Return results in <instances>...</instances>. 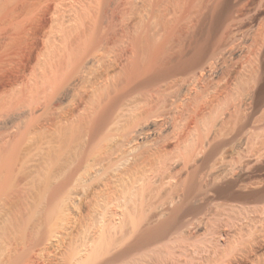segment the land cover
Returning a JSON list of instances; mask_svg holds the SVG:
<instances>
[{"label": "bare ground", "instance_id": "6f19581e", "mask_svg": "<svg viewBox=\"0 0 264 264\" xmlns=\"http://www.w3.org/2000/svg\"><path fill=\"white\" fill-rule=\"evenodd\" d=\"M39 1H41V0H29L28 4H24L21 8L15 9V8L11 7L14 0H0V56H2L4 54L9 55L11 50H12V46L15 44L17 39L22 34L21 24L20 23L15 24V21H17L21 15L28 13L30 11L31 7L32 6L34 7V5L38 4ZM230 4H231V0H222V2H218L216 4V6L212 9H210L207 13H202V14H200V16H198L199 14H196V17H199L196 20V22L191 23V22H189L190 18H186V20H188V21L185 20V22L189 23L188 27H189V30L191 29V32H192V36H191L192 38L188 37V38H191L188 41L189 43L186 42L187 43L186 46L184 45V47H186V49H187L186 51L182 49L183 46L181 47L182 50H180L179 52L176 51V50H178V49H176V48H178L176 46H179V43H178V41H175V39H173L174 37H172V36H175L177 34L176 32H175L176 34L174 33L175 35L173 34V35H170L171 37H167V39L168 38L169 39L166 40V42H165L166 44H168L170 42L172 43V39L176 42V43L173 42L171 46L167 45L168 47L163 46V44H164L163 40L161 38L157 39L158 35L155 36L154 33H153V36H152V34L149 35L150 37L152 36L150 41H147V39L149 40L150 38L148 36H146V38L148 37L146 39L147 43H145V41L142 40L143 41L142 44L143 43H144V45L146 44L145 46L144 45L141 46L140 40H139L140 41L139 44L136 41L137 44L139 45L138 46L139 50H140V48H143V49H141L142 52L141 51L140 52L143 54V51H144V54L143 55L141 54L142 56H140V54H139L138 58L139 57L141 58V57L145 56V54H146V56L148 55V59H149V57H150V59L152 58V61L149 59V65L148 66L146 65L145 68L144 67L140 68L141 65L139 66V63H141L146 56L144 58H142L143 60L141 62L139 59L136 58L137 60L134 62H137V63H135L137 65H134L135 67L134 66L132 67V68H134V69H131L132 75H131V73H128L129 70L127 71L128 74H126V75L127 76L129 75V78H126V79L128 81H130V83H134L135 86L137 84H139L140 82L144 83L145 85H147L148 83L149 84L151 83L150 84L151 86H152V83H154L156 85L154 88H152L153 89L152 91L150 90L151 96L149 95L150 93L148 94L149 97H151V99H152V102H151L152 104L150 103L151 106L154 103H157V100H159L160 98H163L162 96L164 95V92L169 93V95H170V93H173L172 90L176 89V84H174L175 86L173 85L174 87L172 86V84H173V82L177 83L178 79L182 80L180 82L184 83L185 88H186V89H184L185 90L184 93L181 95L179 94L180 96L176 97V101H173V103H171V105L169 106V110H166L167 114H164L162 112L164 115L167 116V117L164 116L165 119H168V120L170 119L169 123L171 122V126H172V127L170 126L171 127L170 133H166V132L164 133L163 132L164 134L159 135V138H158L159 140L156 138L158 141L153 143V144L151 143V146L144 147L143 149L141 148L142 149L141 151L138 150V147H136V142L138 141L137 137L147 136V133H148L146 131V129L142 128L143 127L142 124H137L138 126L136 125V127H134L136 130L134 129L135 131L133 132V128H132V130H131L132 134L128 133L131 135V137L128 139L127 143L123 144V146H120L118 143V145H119L118 149L119 150L116 149L118 147L117 146L115 148L117 151L115 149H112L113 152L116 151L115 153H113L112 151H111L112 153L111 152L108 153L109 151L107 149L105 150V148H104L103 150L108 151L107 152L108 154L107 155L105 153L103 154L104 151H102V154L97 156V154L95 155L94 152H91V151H93V149H92L93 147H91V145L87 146V147L90 146V148L92 149L90 151L89 148L88 149L86 148V143L82 142V140H81L82 138H81L80 131L78 130L77 126L75 125V122L78 123L77 122L78 120L75 121L74 118L78 119V117H79V116L78 117L75 116V112H74L75 110L67 112V113H63L59 117H57L58 118L57 119V127L59 126V131H60V134L58 136L60 137L59 141L62 143V148H63V149L61 148L62 153H61V156H59L57 163L54 161V158L51 155H50L51 157H49V155H46V153L41 154L43 156L46 155V157L42 158L43 159L42 162H39V164H36L38 166H36L34 170L32 169L33 170V172L31 171L32 173L25 175V178H23V180L25 181L23 186L26 188H24L23 186H22L23 188L20 187L19 189H16L15 187H13L12 185H14L15 180L13 181V184L10 186V187L15 188V191H13L11 188L9 189L6 187L11 192L10 196L8 195V193H7V195L12 200V202H10V203H9V201L6 200L8 203V204L7 203L6 204L8 206L10 205L9 207H11V206L12 207L10 208L11 211L10 210L8 211V212H10V215H7V214H9V213H7V214H5L7 216H0V264H3V262H4L3 258L6 256L5 254L7 253V251H9V252L12 251V252H10V253L8 252V254H10V255L8 256L9 258L6 256L7 261H5L6 262L5 264H7L8 261L12 262V264H15L17 261V260L14 261V258L16 256L12 257L13 256L12 254L14 253V251L17 249V246H18L17 244H14V240H16L15 236L18 237V235H16V234L21 232L22 229H26V228H22L23 226L21 224V221H22V218L24 216L20 215L21 211H22V206H23L22 204L24 202H27V200L33 198L36 200V202H35L36 207L32 208V210H34V209L36 211L39 210V213L42 210L43 213H45L44 211L47 209L46 210V213H47V212H49L48 211L49 207L48 206H47V208L44 207V206H46V202H47V205H48V203H50L51 207H52L53 205L51 202L54 199L55 200L57 199L56 196H58V194H61V192L64 193V190L67 188V186L72 185L73 187L74 186L76 187L77 185L81 184L80 182H84V181H87V183H89V181H91V183H90L91 185L87 184V185H89L88 187L91 186L90 188L92 189V192L89 191L92 194H90V197L88 196V198L91 200L90 201L92 204L91 206H93L94 204H97V205L99 204L100 208H102V210H99V215L101 214L102 216L100 215L97 220L94 219L95 221L93 220L94 222H92V223L90 222V223H88V225H86V223H85L86 221L83 222L82 219H80L81 220L80 221L78 218L77 222H75V224H74L75 229L73 230V232H70V233H73L72 234L73 237H70L69 243H67L68 241L65 242L67 237L64 238V236L62 235L64 239L61 238L59 243H57V244H60V250L62 248L64 251L68 250V247L73 246L72 244H73L74 239L76 240V238L77 239L83 238L82 241H80V242L78 240H76L80 244H79V246L77 245L78 247L76 245H74V248H75V246L77 248L75 250L71 251L72 254L70 253L71 255L69 256V260H68V258H65L66 261L68 260L66 264H111V263L114 264L113 262L118 263V261L122 260V258L124 259L125 256L126 257L130 256L129 253H131L133 251L134 252H136V251H139V252L142 251L143 252L145 250H147V252L146 251H145L146 253L143 252L145 254V256H143L142 258H139V257H141L139 255H137L139 257L135 258L134 255L131 254L133 256V258H131V259H133V261L130 260V262H132L133 264H178L179 260L176 256L178 253L176 254V252H178L179 250H176L175 244L178 245V243L181 244V242L189 241L190 245L189 244L188 245L190 247H192L191 243H194V245L196 246L197 242L196 241L190 242V240H192L193 238L190 239L191 237H189L191 235V231L192 230L194 231V229L195 230H197V229L198 230L199 229L205 230L204 236H203V237H205V239H204L205 242L199 243L200 247H198L199 245L197 244L198 246H196L194 248V245H193L192 248L194 250L195 249L197 250L198 248H201L199 250H203L201 247V244H202L203 248L205 246V249L203 251L209 252V250L206 248L208 246L205 243L209 244L211 238L213 241L215 240L214 238H220L222 241L225 240V242L226 241L228 243L231 242V244L234 240L236 241V239L237 240L239 239V241L241 240L242 243L244 242L243 246L241 244V241H240V244L242 247H245V250L247 248L246 246H252L251 249L248 248L249 249L248 251H250L251 255L253 253H256V251H258L261 248L264 249L263 248L264 247V181L259 182L260 179L258 182H255V180L253 181V179L250 178L252 173L250 176L247 177L249 172L246 173L247 175H245V170H247L245 168L248 167V165L246 163H245L246 165L244 164L246 166V167H244V169H245V170H243L244 172L240 169V167H242V165H243L242 163H244L243 160L245 158L251 157L252 155H254V157L256 156V158H257V157H259L257 155H262L264 153V133L261 134L262 131L260 130L262 127H264V125L262 127L260 125L263 121L260 122V124H259L260 127H259L258 131L256 129V128H258V125H257L258 123L257 124L254 123L257 125V127L255 128L256 129L255 131H252V129H251L253 127L252 125H253V122H254V119L256 118V116H257V118H259L258 113H262V118H264V111H262L264 108V21H262L259 24V26L256 27V29L254 28L255 29L254 31H251L249 29L251 32L247 31V34H244L246 22L251 21L252 15H254V17H255V13H259V12L261 13L260 10L262 8H264V0H239L238 1V9L234 13L231 12ZM33 7H32V9H33ZM262 11H264V10L262 9ZM192 17H193V15H192ZM190 20H192V19H190ZM4 27H6L5 28L6 34H4L3 30H2ZM188 27L185 29H188ZM147 32L148 31H146V33ZM177 32H178V30H177ZM189 32L190 31H188V34L191 33V32L190 33ZM220 32H221L220 39L217 40V36ZM243 37H246V38L242 39ZM143 38H145V37H143ZM170 38H171V40H170ZM184 40H187V39H184ZM241 41H242V43H240ZM2 42H4V45L1 44ZM159 42L162 43V45L158 44ZM134 49L136 50V48H134ZM174 49H175V52H174ZM230 50L234 54L237 53V60L236 61L231 60L232 62L230 61V63L225 62V61L221 62V57L225 56L224 53L226 54V51H230ZM99 51L100 50H97L96 52L98 53ZM137 51H138V49H137ZM137 51H136V53H137ZM227 53H229V52H227ZM98 54H100V53H98ZM98 54H95V55H98ZM93 55L94 54L91 55L92 57L88 56L89 58L86 57V59L81 57V60H79L80 58L78 60H76L75 58L73 60L71 59L73 61V62L71 61L73 63V64L71 63V65H73V66L75 65L76 67H79L77 69L80 70L81 67H84V66L86 67L87 64L95 62L97 60V58L100 59L99 55L97 57L95 55L94 56ZM134 55H132V57ZM165 56L167 57V61H166L165 66L163 65L164 69L162 68L163 70L161 69V70L157 71L158 69H156V68L159 67L160 64H162V61H164L162 59ZM10 57L11 56H9V58ZM101 59H102V57H101ZM130 59H133V58H130ZM234 59H236V57H234ZM133 60H135V59H133ZM138 60H139V63H138ZM145 60L148 62L147 58ZM145 60H144V62H145ZM103 62H101V63H103ZM147 62H146V64H148ZM143 65H145V64H142V66ZM75 66L73 67L74 70H72V71H75V72H81L82 71V70L78 71ZM136 67H138V68H136ZM135 68H136V70H135ZM64 69H65V67H64ZM132 70H133V72H132ZM248 70H250V75L248 74V72H249ZM75 74H78V73H74V75ZM79 74L75 76L76 78L75 77L74 78L79 79L81 77L80 76L81 74H82V78H83V73L81 72V74L80 75ZM247 76H250V77L247 78ZM61 79H63V78H61ZM75 79H74V81H75L74 83L76 84L77 80H75ZM70 80H72V79H70ZM127 80H125V81H127ZM95 82L97 83L98 81H95ZM137 82H139V83H137ZM161 83H163L164 85H162ZM149 84H148V86H149ZM130 85H132V84H130ZM139 86H140V84H139ZM116 87H117V90L113 89V88L112 89L116 90V92H114V93H117V91H118V93H117L118 95H115L113 93L112 89H111V92H109V93H111L110 95H109V93H106L108 95L106 97L111 98L110 101H106L107 98L106 99L104 98L106 95V94H104L105 92L103 93L104 95H102V96H104L103 97L104 101L102 98H100L102 96L98 97V98L102 99V102H104V104L102 102L100 103V101H101L100 100L98 102V103H100L99 106H98V103L95 105V103L97 102L96 101L97 99L96 100L93 99L96 102L94 103V105H92L91 111L94 107V109H93L94 112L90 113L91 111L89 109V111H90L89 114L94 115L93 117L91 116V119H93V120L89 119L90 116L87 117L89 119V121L90 120L92 121L91 128H90V134H86L89 137L88 143L89 142L93 143V140H94L95 134L97 133V130H99V128H102L103 125H105V123L108 122L109 113L111 110H113L112 106L118 100L121 101V99H118L120 97V95L122 94L125 97L126 95H124L123 93H125V94L128 93L127 90H126L127 93L124 92L123 88H122V90L118 89V88H120V86H116ZM127 87L128 86H126L125 88H127ZM131 87H133V86H131ZM172 87H173V89H172ZM108 88L110 91V87H108ZM144 88H146V87H144ZM128 89L130 90L133 88L129 87ZM141 89H143V88H140L138 90L140 91ZM120 90H121V94L119 93ZM91 91H93V90H91ZM145 92H146V90H145ZM94 94H96V93H94ZM99 95H101V93ZM148 95H146V96H148ZM175 95H177V91H176ZM128 97H130V96L128 95ZM168 97H167V99H168ZM89 98H90V96H89ZM128 99H130V98H128ZM107 100H109V99H107ZM149 101H151V100H149ZM149 101L147 98L146 105H149V104H147V102H149ZM24 102H25V100H22V102H20V105L25 104ZM105 102H108V103H105ZM134 104H137V103H134ZM144 104H145V102H144ZM14 106H17V104L11 103L8 106V108L10 109ZM95 106H98L99 108H97ZM135 106L136 105H134V107ZM142 106H145V105H142ZM153 106H156V105L154 104ZM153 106H152V108H154ZM161 106H160V108H161ZM157 108L159 109V107H157ZM114 109H116V108H114ZM138 109H141L140 106ZM136 110L134 109L135 112H136ZM152 110L148 109V111H150L149 113H151ZM140 111H139V113H140ZM158 111L159 110H157V114H158ZM122 112H123V110H122ZM141 112H143V111H141ZM146 112H143L142 114L145 115ZM123 113H124V115L126 114L125 112H123ZM139 113L137 112V114H139ZM77 114L78 113H76V115ZM84 114H85V112H84ZM89 114H87V115H89ZM127 114L125 116H127ZM130 114H132V112ZM133 114H135V115H133ZM133 114H132L133 116L137 115L134 112H133ZM87 115H85V117ZM132 115H128V116H130L129 121L133 120V118L131 117ZM147 115H151V114H147ZM147 115H145V117H147ZM81 116H83V115L81 114ZM81 116L79 117L80 122L78 123V125L82 121ZM121 116H123V115H121ZM125 116H123V117H125ZM116 117L118 118V116H115V118L112 119V120H114V123H115V124L114 123L113 124L119 125L120 123H117L118 120L120 122V120L123 121L124 118L120 117L121 119H117V121L115 122ZM136 117L139 118V116H136ZM145 117H144V119H145ZM152 117H154V116H152ZM159 117H161V116H159ZM107 118H108V120H107ZM125 118H127V117H125ZM130 118H131V120H130ZM141 119L144 120L143 116L140 117V120ZM148 119L150 120L151 117H147L145 119L147 122L145 121L146 123H144V125L148 123V121H149ZM151 120H153V119H151ZM258 120L260 121L262 119H258ZM86 121H87V119H86ZM124 121L129 122L126 119H124ZM134 121H133V123H134ZM255 121H257V120H255ZM259 121H257V122H259ZM137 122H139V121H137ZM122 123H124V122H122ZM166 125H170V124L166 123ZM166 125L164 123V126H166ZM125 127H127V125H125ZM138 127H141L142 129H140ZM127 128H129V127H127ZM130 128H131V126H130ZM123 131H125V130H123ZM160 131H162V130H160ZM113 132H111V133H113ZM259 132H261V133H259ZM108 133L110 134V132H107V134ZM120 134H122V133H120ZM110 135H112V134H110ZM106 136L108 137V135H106ZM106 136H103V137H106ZM155 137H157V136H155ZM141 138H143V137H141ZM105 139H107V138H105ZM124 139H123V141H124ZM102 143H103V141H102ZM138 143H139V141H138ZM15 144H13V145H15ZM54 144H55V142H54ZM98 144L99 143H97V145ZM171 144H174L175 149H178V151H180L179 153L181 156H179V158H182L180 160L183 163V164L181 163L183 167H182V170L180 169L182 172L177 176V180H176L177 183L175 182L176 184H174V182H172V180H170L172 182V184H174V185H172L174 187H173V189H171V192H168L166 194V196L164 198H165V200H167L168 203H170L169 205H171V208H170L169 212L166 211V213L168 212L167 216H162L164 207H162L161 205H157V204H159V203L162 204L161 202L165 203L164 202L165 200L161 201L163 199L161 197L162 198L160 200L161 202H159V201L156 202L157 201L156 199L159 198L158 197L159 194H160L159 196H162L161 195V193H162L161 188L164 187L163 188L164 190L166 188L165 182L163 183V181L166 180L167 176H166V178H163V177L159 176L158 174L163 172V174L165 175L168 172V171H166L168 169V166H169L168 164L170 163V160L168 159V156L170 155L168 152V149H169ZM114 146H116V145H114ZM9 147L12 148V145L11 146L7 145L5 148L8 149ZM60 147H61V145H60ZM120 147H121V149H120ZM229 147H233V150H234L233 155H235V156H232L231 154H229V157H230V155L232 156L231 159H229L227 156L228 151L226 149H228ZM5 148H3V150ZM11 148L8 149L9 150L8 152L11 151ZM51 149H53V148H51ZM51 149L49 150L50 153H51ZM3 150L1 149V151H3ZM231 150H232V148H231ZM4 151H6V150H4ZM6 152H4V153L6 154ZM1 153H0V155H1ZM28 153H29V151H28ZM52 154H53V152H52ZM2 156L3 155H1L0 159H2ZM6 156L7 155H5L3 157L4 160H7V158H9ZM234 157H236V159ZM26 158L24 161L26 162V164H29V163H27L29 160H27ZM56 158H58V157H56ZM177 158H178V156H177ZM251 159H254V158H251ZM251 159H250V162H251ZM258 159H261V158L259 157ZM4 160H2L3 163L5 162ZM8 160H10V159H8ZM248 160H249V158H248ZM248 160H247V162H248ZM173 161H175V160H173ZM173 161L171 160V162H173ZM258 161H260V160H258ZM8 162L9 161H6V165L10 164V162L9 163ZM250 162H249V164H250ZM3 163H1V166ZM175 163H177V160ZM261 163H262V161H261ZM26 164H24V165H26ZM239 164H242V165L240 166ZM24 165L22 164V167ZM171 165L174 166L173 164H171ZM177 165H178V163H177ZM238 165L240 166L239 168H238ZM251 166H252V164H251ZM1 169L5 170L4 166H2ZM169 169H170V167H169ZM12 170H13V168L11 169V172H12ZM5 171H7V170H5ZM11 172H8V173H11ZM175 173H176V171H175ZM14 174H16V173H14ZM3 175H4L3 176V178H4L6 174L4 173ZM164 175H162V176H164ZM18 176L17 177L15 176L14 178H18ZM252 176H254V175H252ZM1 177H2V174H1ZM11 177H13V175H11ZM158 177L162 178L160 180L162 182H160L158 180ZM173 177H175V175L172 176V179H174ZM5 179H6V181L8 180L7 177ZM3 180L1 178L0 181H3ZM262 180H264V179L262 178ZM7 182H5V183H7ZM20 182L22 183V180ZM20 182H18V183L20 184ZM10 183H11V181H10ZM0 184H1V182H0ZM83 185H84V183L82 184L81 187H83ZM8 187H9V185H8ZM88 187L85 186V188H87V189H88ZM1 188H2V186H1ZM70 188L71 187H69V190H70ZM90 188H89V190H90ZM77 189H79V188H77ZM77 189H74V190H77ZM87 189H86V191H87ZM11 190L14 192V196H13ZM37 190H38V192H36ZM69 190H67V191H69ZM71 192H72V189H71ZM71 192H69V193H71ZM0 193H1V191H0ZM4 193H6V192H4ZM4 193H2V194L4 195ZM83 193H85V192H83ZM74 194H75V192H74ZM8 196H7V198H8V200H10V198ZM71 196H73V195H71ZM0 197H1V195H0ZM61 198H62V196H61ZM88 198L86 197V199H88ZM0 199H2V198H0ZM63 200H64V198H63ZM17 201H19L18 202L19 204L16 203ZM63 202H62V204H63ZM0 203H1V201H0ZM88 203H89V200H88ZM89 204H88V207H89ZM112 204H114L116 206L115 207L116 210H114V208H112L113 206L110 207ZM63 206H65V205H63ZM158 206H160L161 208H159ZM166 206L167 205H165V208H166ZM7 207H3V208H7ZM167 207H169V206H167ZM79 208H81V207L79 206ZM95 208H96V205H95L94 209ZM166 209H169V208H166ZM94 211H96V210H94ZM46 213H45L44 218H49L50 215L49 216H46V215L50 214L52 212L47 213V214ZM110 213H111V216H107ZM164 213H163V215H165ZM42 215H44V214H42ZM190 215H192V216H190ZM196 215H198V216H196ZM92 217H93V215H92ZM26 218H28V217H26ZM30 218H32V217L30 216ZM30 218H28V219H30ZM34 218H32V219H34ZM42 218L43 217H41L40 219H42ZM23 220H25V219H23ZM35 220H33V221H35ZM49 220H50V218H49ZM49 220L47 219V221H49ZM74 220H76V219H74ZM25 221L27 222V220H25ZM38 221H43V220H38ZM44 221H46V219ZM65 221H63V222H65ZM32 222L30 221V225L32 224ZM33 223H35V222H33ZM25 224H27V223H25ZM23 225H24V223H23ZM41 226H42V222H39L34 227V229L32 228L34 231L33 233L31 230L32 238L36 237V240L38 238L39 240H37V241H40V238H41L40 237L41 233L39 231V230H43V229H41ZM46 227H48V226H46ZM28 229L29 228H27L26 230H28ZM68 231H70V230H68ZM193 231H192V233L194 234ZM197 231L195 233H197ZM23 232L21 233V235L23 234ZM28 232H29V230H28ZM70 233H67V234H70ZM198 233H199V231H198ZM200 234H202V233H200ZM19 235H20V233H19ZM192 236L196 237L197 235L196 236L192 235ZM198 236H197V238H198ZM247 236L250 237V240H252V242H250L249 240L245 241L248 238ZM23 237H24V235H23ZM32 238H31V240H32ZM202 238H200L201 240L200 239L197 240L196 238H194V239H196L197 241L200 242V241H203ZM21 239L22 238H20L19 240H21ZM220 239H218L219 244L221 243ZM242 239H244V240H242ZM43 240L41 239V241H43ZM206 241H209V242H206ZM19 242L20 241H18V244H19ZM22 242H24V241H22ZM22 242H20L21 246H22ZM166 242H168V243L171 242L172 244L175 243L173 245L175 247L168 249L169 250V251H167L168 255L165 254V255H167V257H165L163 259L162 257L165 256L163 254V256L161 257L162 259H160V258H158V256L161 254H159L158 252L160 251V253H161L162 251H161V247H159V246H162L161 244H164V243L166 244ZM176 242H178V243H176ZM247 242H250L252 244L250 245V243H248V245H247ZM25 243H27V242H25ZM78 243H75V244H78ZM168 243L165 246L166 249L168 247H171V244L168 245ZM213 243H215V242H213ZM34 244H35V242H34ZM210 244H209V246H210ZM240 244H239V246H240ZM25 245H27V244H25ZM179 245H178V247H179ZM183 245L184 244L182 243L180 245L179 249L182 251V252L181 251L180 252L182 254H184L185 256L182 254L178 255V257L181 256L180 257L181 258L180 264L183 263V261H182L183 257L182 256L186 257L188 260L191 258L193 259V257L188 258L189 256H191L189 254H187L189 256H186V253H188L187 248H190V247L188 246L186 248V243H185V246H183ZM215 245H211V246L214 247ZM217 246L218 245H216V247H215L216 249H217ZM222 246H224V244ZM226 246H228V245H226ZM234 246L235 245L233 244V246H231V247L233 248ZM236 246H238V243H236ZM165 247H162V249H165ZM22 248H23V246H22ZM56 248L58 249L59 246L56 245ZM225 248H227V247H225ZM206 249H207V251H206ZM70 250H72V248ZM70 250H68V251H70ZM217 250L214 251L216 253V254H214V255H216V257L214 256L215 257L214 261H216V259H218L216 262L219 261V259H220L219 257L222 255V254H219L217 252ZM220 250H221V248H220ZM236 250L237 249L234 247L233 250L230 251V253L232 251L235 252ZM242 250H244V249H241V252H242L241 254H244ZM192 251H189V253L191 252L190 254H193ZM222 251L223 250H221V252ZM224 251H226V253H227V250H224ZM224 251L222 253H225ZM239 251H240V249L237 252H239ZM248 251H247V253H248ZM194 252H196V251H194ZM228 252H229V250H228ZM234 252L230 254V255H232V257L234 256L233 258L236 257L235 255L237 253V252H235V253ZM258 252H259V254L261 253L260 250ZM60 253H62V251ZM245 253H246V251H245ZM15 254H17V253H15ZM67 254L69 255V253H67ZM135 254H139V253L136 252ZM195 254L196 253H194V256L197 255V254L196 255ZM198 254L200 256L199 252H198ZM202 254H201V257H202ZM208 254H207V256H209V259H210L211 252ZM228 254H226V255H228ZM61 255L63 256V254H61ZM223 255H225V254H223ZM223 255L220 259L221 261H219L218 264H221L224 261V260L222 261ZM230 255L228 256V258L225 256L228 261L231 260V258H229ZM247 255H249V254H247ZM205 256L203 254V258ZM212 256L213 255H211V257ZM6 257L4 260H6ZM64 257H66V256H64ZM196 257H198V255ZM196 257H194V259ZM225 257L223 259H225ZM252 257H253V255H252ZM260 257L263 258L262 255ZM134 258H135V262H134ZM137 258H139V259H137ZM186 258H185V263H186V261H188V260H186ZM236 258H237L236 260H240V258L239 259H238V257H236ZM248 258H249V256H248ZM262 258H260V260H264ZM125 259H127V258H125ZM116 260H118V261H116ZM232 260H234V259H232ZM232 260L230 261L231 263L234 262ZM247 260L250 261V258ZM260 260H259V262L262 263V261H260ZM123 261H125V260H123ZM126 261L129 262V260H126ZM181 261H182V263H181ZM191 261L193 262L194 260H191ZM197 261H198V259H197ZM197 261L195 262V264L197 263ZM205 261H207V259ZM214 261H212L211 263L213 264ZM244 261H246V260H244ZM10 262H9V264H11ZM189 262L190 261H188V263ZM225 262H226V260L224 261V263ZM241 262H243V261H241ZM121 263H122V261H121ZM211 263L209 262L208 264H211ZM224 263H222V264H224ZM246 263H247V261H246ZM251 263L254 264V262H251ZM257 263L258 262H256V264ZM199 264H201V263H199ZM204 264H206V263H204ZM215 264H217V263H215ZM232 264H235V263H232ZM238 264H240V263H238ZM263 264H264V262H263Z\"/></svg>", "mask_w": 264, "mask_h": 264}, {"label": "rangeland", "instance_id": "374dc122", "mask_svg": "<svg viewBox=\"0 0 264 264\" xmlns=\"http://www.w3.org/2000/svg\"><path fill=\"white\" fill-rule=\"evenodd\" d=\"M28 1L29 0H14L13 4L11 5V7L15 8V9L21 8L24 4H28ZM238 1L239 0H231L230 7H231V12L232 13H234L238 9ZM218 2H222V0H41V1H39L38 4L34 5V7L32 6L33 9L31 7V9H30V11L28 13H25L24 15H21L18 18V20L15 21V24H17V23L21 24V29H22L21 36L17 39L15 44L12 46V50H11L9 55L4 54V55L0 56V148L3 150V148H5L7 145H9V146L12 145V148L9 147V148H11L10 152H8L9 148L8 149H6V148L4 149L7 152L4 151V150L1 151V149H0V153L2 152L1 155H3L2 159H0L1 160L0 161V166H1V163H3L2 160H4L3 157L5 155H7L6 157H9V158H7V160H4L5 164L4 163H3L4 165L2 164V166H4V169L7 170V171L2 170L1 169L2 166L0 167V171L2 170L0 172V180H1V178H2V180L4 179L3 181H0L1 182V184H0V191H1L0 195H1V197L0 198H2V199H0V201H1V203H0V210H1L0 211V216L10 215V212H8V211L10 210V208L12 206L9 207L10 205L9 206L7 205L8 204L7 201H9V203L12 202L11 198L9 197L10 194H11L9 189L11 188L13 191H15V188L19 189L20 187H22L24 185V183H25V181L23 180V178H25V175H28V174L32 173L33 170L35 169V167L38 166L36 164H39V162H42V160H43L42 158L46 157V155H49V157L52 156L54 158V161L57 163V160L59 159V156H61L62 149H63L62 148V143L59 141L60 137L58 136L60 134V131H59V126L57 127V119H58L57 117H59L63 113H67V112L75 110L74 111L75 112V116H77V117L79 116L80 117L81 114L84 116V117L81 116V120L82 121H81V123L79 125H78V123L80 122L79 121L80 118L79 117H78V119L74 118L75 121L78 120L77 121L78 123L75 122V125L77 126L78 130L80 131L82 142L86 143V148L87 149L89 148L90 151L93 149V151H91V152H94L95 155L97 154V156L102 154V151H104L103 154L105 153L107 155L111 151L113 152L112 149H115L117 146L118 147L116 149L119 148V145L123 146V144H126L128 139L131 137L130 134H132L131 133L132 128H133V132H134L136 130L134 127H136L137 124H142V126H143L142 128L146 129V131L148 132L147 136H141L143 138L137 137V140L139 141V143L136 140L137 141L136 142V147H138V150H140V151L144 147L151 146V143L153 144V143L157 142L159 140L158 139L159 135L164 134L165 132L166 133H170L171 127H172L171 126V122L169 123L170 119L168 120V119L164 118V116L167 117L164 114H167L166 110H169V106L171 105V103H173V101H176V97L180 96L181 94L184 93V91H185L184 89H186V88H185L184 83L180 82L182 80L178 79L177 81L179 83L178 82L177 83L173 82L172 86L174 84H176V89H174L175 91L172 90L173 87L175 86L174 85L172 87V89H171L173 93H170V95H169V93L164 92V95L162 96L163 98H160L161 100L159 99L161 102L159 100H157V103H154L156 106H153L154 105L153 104L152 106L154 108H152V106H151L152 99H151V97H149V95L151 96V91L153 90L152 88H154L156 85L154 83H152V86H153L152 87L150 85L151 83L150 84L148 83L149 84V86H148V84L145 85L142 82H140V83L137 82V83L140 84V86H139V84H137L139 87L137 85H136L137 86L136 87L134 85V83H130V81H128L126 79V78H129V75L127 76L126 74L131 73V69H134L132 67L134 65H137V64H135L137 62H134V61L139 59L140 62H141L143 60L142 58H144L146 56V54H145V56H143L141 58L140 57L138 58L139 54H140V56H142L144 54V51H143V54L141 53L142 52L141 49H143V48H140V50H139V48H138L139 45L138 44H139L140 41H141L140 42L141 46L144 45V43L142 44L143 41H145V43H147L146 39L148 37L150 39L149 40L147 39V41H150L151 37L153 36V33H154L155 36L158 35L157 39L161 38L163 40V42H164L163 46H167V45L171 46L173 42L176 43L175 41H178L179 46H176V47H178V48H176V49H178L176 51L179 52L182 49L186 51L187 49H186V47H184V45L186 46V44L189 43L188 41L192 38L191 37L192 36L191 29L189 30V27H188L189 23L185 22L186 18L192 19V20L189 19V22H191V23L192 22H196V20L199 18V17H196V14H199L198 16H200V14H202V13H207L210 9L214 8ZM262 9L264 10V8H262ZM262 9L260 10L261 13L259 12L260 14L254 12L255 13V17H254V15H252V20L246 22L244 34H247V31H250V30L254 31L256 29V27H258L259 24L262 21H264V11H262ZM192 15H193V17H192ZM186 21H188V20H186ZM187 27H188V29H185ZM5 28L6 27H4L2 29L4 34H6V31H5L6 29ZM177 30H178V32L180 34L177 32ZM187 30L190 31L191 33L189 32L190 34H188ZM146 31H148V32L146 33ZM221 32L218 34L217 40L220 39ZM151 34H152V36L150 37L149 35H151ZM173 34L175 36H172V37H174L173 39H175V41L172 39V43L171 42L168 43L169 42L168 41L167 42L168 44H166L165 43L166 40L169 39V38L167 39V37H171L170 35H173ZM142 36L145 37V38H143ZM146 36H148V37L146 38ZM188 37H191V38H188ZM244 38H246V37H243L242 39H244ZM184 39H187V40H184ZM170 40H171V38H170ZM136 41L138 42V44H137ZM242 41L240 43H242ZM160 42L158 44L162 45V43H160ZM1 44L4 45V42H2ZM133 47L136 48V50ZM181 47H182V49H181ZM137 49H138L139 52L137 51ZM97 50H100L98 52L100 54H98L96 52ZM136 51H137V53H136ZM230 51H226V54L224 53L225 56L221 57V62L225 61V62L230 63L231 60L232 61L233 60H235V61L237 60V53L234 51L236 53V54H234L231 51L233 53L232 54ZM174 52H175V49H174ZM227 52H229V53H227ZM92 54H94V55L98 54L100 59L97 58V60L95 62L87 64L86 67L85 66L81 67L80 70H82L81 72L83 73V78H82L81 72L72 71V70H74L73 67L75 66V65L74 66L71 65V63L73 62L72 60L74 58L76 60H78L79 58H80L79 60H81V57L86 59V57L89 58L88 56H91ZM98 55H95V56L97 57ZM132 55H134V56L132 57ZM9 56H11V57L9 58ZM101 57H102L103 60L101 59ZM234 57H236V59H234ZM130 58H133L135 60L130 59ZM146 58H147L148 62L145 60ZM149 59H150V57H149ZM149 59H148V55H147L144 58L145 62H144V60L141 62L142 64H145L143 66H142L141 63H139V60H138L139 66L141 65L140 68H142V67L145 68L146 65L148 66L149 65ZM150 60L152 61V58ZM162 60H164V61H162V64H160L162 67L159 65V67L156 68V69H158L157 71L161 70L165 66L166 61H167V57L165 56ZM101 62H103V63H101ZM146 62L148 64H146ZM64 67H65V69H64ZM77 68H79V67H76V69ZM136 68H138V67H136ZM136 68H135V70H136ZM80 70H78V71H80ZM128 70H129V72L127 73ZM248 71H249L248 74L250 75V70H248ZM132 72H133V70H132ZM74 73H78V74L80 73L81 75L80 74L79 75L81 77L79 79H75L76 78L75 76L78 75V74L74 75ZM131 75H132V73H131ZM249 77L250 76H247V78H249ZM61 78H63L64 80L61 79ZM70 79H72V80H70ZM74 79L77 80L76 84L74 83L75 82ZM125 80H127V81H125ZM95 81H98V82L96 83ZM128 82L130 84H132V85H130ZM161 84L164 85L163 83H161ZM116 86H120V88H118V89H121V90L123 88L124 92H126V90H127L128 93L127 92H126L127 94L123 93L124 95H126L124 97L121 94V90L119 91V93L121 95L119 94L120 97L118 99H121V101L118 100L119 102L117 101L116 102L117 104L115 103L116 105L114 104L112 106L113 110H111L112 112L110 111V113H109V117H108L109 120L107 118L108 122H106L105 125H103V127H102L103 129L99 128V130H97V133L95 134L93 143L92 142L88 143L89 137L86 134H90V128H91V123H92L91 120H93V119H91V116L92 117L94 116V115L89 114V112L91 111V107H92V105H94V103L96 101L97 102L95 103V105L100 100H101L100 101V103H101L102 99L104 101V98L106 99L107 98L106 96H108L106 93L111 92L112 88L117 90ZM126 86H128V87L125 88ZM131 86H133V87H131ZM108 87H110V91H109ZM129 87L133 88V89L129 90L128 89ZM144 87H146V88H144ZM140 88H143V89H141L139 91L138 89H140ZM113 89H112L113 93L116 92V90H113ZM91 90H93L94 92L91 91ZM145 90H146V92H145ZM176 91H177V95H175ZM94 93H96V94H94ZM100 93H101V95H99ZM103 93L106 94L105 97L102 96V95H104ZM117 93H118V91H117ZM117 93H114V94L118 95ZM110 94L111 93H109V95ZM128 95L130 97H128ZM146 95H148V96H146ZM89 96H90V98H89ZM99 96H102V97H100L102 99L98 98ZM146 97L148 98V101L151 100V101L147 102V104H149V105H146V101H147ZM167 97H168V99H167ZM128 98H130V99H128ZM93 99H95V100L97 99V100L95 101ZM107 99H109V100H107ZM107 99H106V101H110L111 98H107ZM22 100H25V102H24L25 104H23V105L21 104L20 105V102H22ZM144 102H145V104H144ZM11 103H13V104L15 103V104H17V106H14V107L9 109L8 106ZM100 103H98V106H99ZM102 103L104 104V102H102ZM105 103H108V102H105ZM134 103H137V104H134ZM134 105H136V106L134 107ZM142 105H145V106H142ZM98 106H95V107L99 108ZM139 106H140V108L142 110L138 109ZM160 106H161V108H160ZM113 107L116 108V109H114ZM157 107H159V109ZM147 108L149 110L153 109L152 112L149 113L150 111H148ZM89 109H90V111H89ZM93 109H94V107H93ZM93 109H92V111L90 113L94 112ZM134 109L135 110L137 109L136 112L134 111ZM122 110L126 114L128 113L127 116H125L126 114L124 115ZM140 110L143 111V112L147 111L145 113V115L151 114L152 116H154V117H152L151 115H147V117H151V119H153V120H151V119L149 120L148 119L150 122L148 121V123L144 125V123L147 122L145 120L147 117H145V115L142 114L143 112H141ZM157 110H159L158 114H157ZM139 111H140V113L142 115L139 113ZM262 111H264V108H263ZM84 112H85V114H84ZM131 112H132V114H133V112L136 113V114L138 112L139 114H137L136 116H139V118L136 117V116H133L135 114H133V115L130 114ZM76 113H78L79 115L78 114L76 115ZM87 114H89V115H87ZM120 114L125 116V117H127V118L121 116ZM85 115H87V116L85 117ZM128 115H132L131 117L133 118V120H131V118H130L131 121H129V117L130 116H128ZM89 116H90L89 119H91L90 120L91 122L87 118ZM115 116H118V118L116 117L115 122L117 121V119H121L120 117H123L124 119L128 120L129 122L126 121L127 122L126 123L124 121V119H123V121L120 120V122L118 120L117 123H120L119 125H117V124L114 125L115 123H114V120H112V119H114ZM142 116H143V119L145 117L144 120H142V119L140 120V117H142ZM159 116H161V117H159ZM258 117L259 118H257V116H256V118L254 119V122H253V125H252L254 128L253 127L251 128L252 131H255L256 129L258 131V129L260 127L259 126L260 122H262V121L264 122V118H262V113H258ZM86 119H87V121H86ZM258 119H262V120L259 121ZM255 120H257L259 122L255 121ZM133 121H134L135 124L133 123ZM137 121H139V122H137ZM122 122H124V123H122ZM263 122L260 124L261 127L264 125ZM164 123H165V125H166V123L170 124V125L164 126ZM254 123H256V124L258 123L257 124L258 128H256L257 125L254 124ZM81 124L82 125L84 124V125L82 126ZM125 125H127V127H129V128L131 126V128L129 129V128L125 127ZM138 128L142 129L141 127H138ZM262 128L260 129L262 131V133L259 132L261 134L264 133V127H262ZM123 130H125V131H123ZM160 130H162V131H160ZM107 132H110V134H112V135H110L109 133L107 134ZM111 132H113V133H111ZM120 133H122V134H120ZM128 133H130V134H128ZM106 135H108V137ZM103 136H106V137H103ZM155 136H157V137H155ZM116 137L117 138L119 137V138L117 139ZM105 138H107V139H105ZM122 138L123 139L125 138L124 141H123ZM102 141H103V143H102ZM54 142H55V144H54ZM97 143H99V144L97 145ZM118 143H119V145H118ZM13 144H15V145H13ZM60 145H61V147H60ZM88 145H91V147H93V148L91 149L90 146L87 147ZM114 145H116V146H114ZM49 148L50 149L53 148V149H51V153L49 152V150H50ZM104 148H105V150L107 149L109 152L103 150ZM231 148H232V150H231ZM120 149H121V147H120ZM27 150L29 151V153H28ZM226 150L228 151L227 156H228L229 159H231L232 156H235V155H233L234 154L233 147H229ZM116 151H114L113 153H115ZM4 152H6V154ZM52 152H53V154H52ZM168 152L170 154L169 155L170 157L168 156V159L170 160V163L168 164L169 165L168 169H169V167H170V169L166 170V171H168L166 173L167 175L166 174L164 175L163 172L158 174L159 176H161L163 178H166V176H167L166 180L163 181V183L165 182V186H166L165 190L167 192L163 189L164 187H162L161 188L162 189V193L159 191L162 196H159L160 195L159 194L158 195L159 198L156 199L157 200L156 202H158V201L161 202V201L165 200L164 197L166 196V194L168 192H171V189H173V187H174L172 185L177 183V181H176L177 180V176L182 172L181 170H182V167H183L182 166L183 163L180 160L182 158H179V156H181L180 153H179L180 151H178V149H175V145L174 144H171L169 149H168ZM44 153H46V155H44V156L41 155V154H44ZM229 154H231L232 156L230 155V157H229ZM1 155H0V157H1ZM263 155H264V153L262 155H257L261 159H258L259 157L256 158V156L254 157V155H252L251 157L245 158L243 160L244 163H242L243 165L239 164L240 166L242 165V167H240L238 165V168L240 167V169L242 171L247 169V170H245V175H247L246 173L249 172L247 177L250 176L251 173H252V175H254V176L251 175L250 178L253 179V181L255 180V182H258L259 179H260L259 182L264 181V180H262V178L264 179V156ZM177 156H178V158H177ZM56 157H58V158H56ZM25 158L27 160H29L27 162L29 164H26V162L24 161ZM234 158L236 159V157H234ZM248 158H249V160H248ZM251 158H254V159H251ZM8 159H10V160H8ZM250 159H251V162H250ZM171 160L172 161L175 160V161L171 162ZM176 160H177L178 165H177V163H175ZM247 160H248V162H247ZM258 160H260V161H258ZM6 161H9L10 164L6 165ZM261 161H262V163H261ZM249 162H250V164H249ZM245 163L248 165V167L244 169V167H246ZM22 164L23 165L26 164V165L23 166L24 168L22 167ZM171 164H173L174 166H172ZM251 164H252V166H251ZM10 168L11 169L13 168V170H14V171L12 170L13 173L11 172ZM175 171H176V173H175ZM8 172H11L12 174L8 173ZM4 173L6 175L3 178V176H4L3 174ZM14 173H16V174H14ZM1 174H2V177H1ZM11 175H13V177H11ZM162 175H164V176H162ZM174 175H175L176 178L173 177L174 179H172V176H174ZM15 176L16 177L18 176V178H14ZM6 177L8 179L7 180L8 182L5 179ZM161 177L160 178L158 177L159 181L162 179ZM167 179L169 181L172 180V182H174V184H172L171 181L169 182ZM9 180L11 181V183H10ZM19 180L20 181L22 180V183ZM13 181H14V185H12ZM5 182H7V183H5ZM18 182H20V184ZM160 182H162V181H160ZM80 183L81 184L77 185L76 187L75 186L73 187L72 185L67 186L66 189L69 190V187H71L70 190L67 191L65 189L64 193L61 192V194H58V196H56L57 199L56 200L54 199L51 202L52 205H53L52 207H51L50 203H48V205H47V202H46V206H44V207H46V208H47V206L49 207V209H48L49 212H47V213H50V212H52V213L47 214L46 213L47 209L44 212L47 214L46 216L50 215L49 216L50 220H49V218H44L45 213H43L42 210L40 211L41 214L39 213V210H37V211L35 209L32 210V208L36 207V204H35L36 200L35 199L31 198V199L27 200V202H24L23 204L21 203L23 206H22V211H21L20 215L24 216L22 218V221H21V224L23 226L22 228H26V229L29 228L28 229L29 232H28V230L21 228L22 230H21V232H19L20 235H19V233H17L16 235H18V237L15 236L16 240H14V244L18 245L17 249L15 250L16 252L14 251V253L12 254L13 255L12 257L16 256L14 258V261L17 260L15 264H64V263L66 264L67 263V261L69 260V256L72 254L71 251L75 250L80 244L76 240H78L80 242V241H82L83 238L82 239H77L76 238V240L74 239L73 244H72L73 246L71 245L72 247H68V250H70L72 248V250H70V251H68V250L64 251L62 248L60 250V244H57V243H59L60 239L63 238V236H64V238L67 237L65 242L68 241L67 243H69L70 237H73V235H72L73 233H70V232H73V230L75 229L74 224H75V222H77L78 218H79V220L82 219L83 222L86 221L85 223H86V225H88V223H90V222L92 223V222H94L95 220L98 219V217L101 215V214L99 215V210H102V208H100L99 204L98 205L94 204L93 206H91L92 205L91 202H90L91 200L88 198V196L90 197V194H92L91 193L92 189L90 188L91 186L88 187L89 185H87V184H90L91 181H89V183H87V181L80 182ZM83 183H84V185H83V187H81ZM8 185H9V187H8ZM11 185L13 187H15V188L10 187ZM1 186H2L3 189L1 188ZM85 186L88 187V189L85 188ZM6 187L9 188V189H7ZM24 188H26V187H24ZM77 188H79V189H77ZM89 188H90V190H89ZM71 189H72V192H71ZM74 189H77L78 191L74 190ZM86 189H87V191H86ZM3 191L6 192V193H4ZM13 191H12V194L14 196V192ZM82 191L85 192V193H83ZM89 191H91V192H89ZM36 192H38V190ZM69 192H71L72 194L69 193ZM74 192H75V194H74ZM2 193H4V195ZM7 193H8L9 196L7 195ZM5 194L10 198V200H8V198H7V196ZM83 194L85 196L87 195L86 197L88 199H86V197ZM71 195H73V196H71ZM61 196H62V198H61ZM63 198H64V200H63ZM66 198L67 199L69 198V199L67 200ZM88 200H89L90 204L88 203ZM18 202L19 201H17L16 203H18ZM62 202H63V204H62ZM164 202L165 203L161 202L162 204L159 203L157 205H161L162 207H164L165 210L163 209V213L165 212L164 213L165 215H163V213H162V216H167V214H168V212H169V210L171 208V205H169L170 203H168L167 200H165ZM87 203L89 204V207H88ZM164 204L169 206V207L166 206V208H169V209H166ZM63 205H65V206H63ZM95 205H96V208L94 209ZM79 206L81 208H79ZM3 207H7L8 209L7 208H3ZM110 207H112V208H114V210H116V208H115L116 206L114 204H112ZM158 207L161 208L160 206H158ZM94 210H96V211H94ZM166 211H168V212L166 213ZM7 213H9V214H7ZM5 214H7V215H5ZM42 214H44V215H42ZM92 215H93V217H92ZM25 216L28 217V218H30V216L32 218H34L35 216L36 217L34 219H32V218L28 219ZM107 216H111V213L108 214ZM190 216H192V215H190ZM196 216H198V215H196ZM41 217H43V218L40 219ZM23 219L27 220V222L25 220H23ZM37 219L38 220H43V221H38ZM45 219H46V221L48 219L50 222L47 221L48 222L47 223L46 221H44ZM74 219H76V220H74ZM33 220H35V221H33ZM30 221L31 222L33 221L36 224L32 222V224L30 225ZM63 221H65V222H63ZM39 222H42V226L43 227L41 226V229H43V230H39L42 236L40 235V237H41L40 241H37L39 239L37 238V240H36V237L35 238L33 237L35 239L34 240L31 235L34 232L33 231L34 227ZM23 223H24L25 226L23 225ZM25 223H27V224H25ZM46 226H48V227H46ZM31 230H32V233H31ZM68 230H70V231H68ZM197 230H195V229H194V231L192 230L194 232V234L191 231V235L189 236V237H191L190 239L196 238L198 240V239H200V238H202L204 236V232H205L204 229L203 230L199 229L198 230L199 233H198ZM196 231H197V233H195ZM22 232H23V234L21 235ZM67 233H70L71 235L67 234ZM200 233H202V234H200ZM23 235H24V237H23ZM192 235H194V236H196V235L198 236L199 235V236L197 238V236L193 237ZM247 237L249 239L247 238V240H245V241L249 240L250 242H252V240H250V237L249 236H247ZM20 238H22V239L19 240ZM31 238H32V240H31ZM41 239L42 240L44 239V240L41 241ZM193 239L190 240V242L191 241H196L198 245L201 242L202 243L205 242V240H204L205 237H203L202 238L203 241H200V242L197 241L196 239H194V240ZM214 239L215 240L213 241L212 238H211V240H210L211 244L209 243L210 246H209L208 243H205L208 246L206 248L209 250V252H204L203 251L205 249V246L203 248L202 244H201V247H202L203 250H199L201 248H198V247H200V245L198 246L197 244H196V246H198L197 247L198 249L194 250L192 248L194 243H191L192 247H190L189 246L190 245L189 241L181 242L179 240L181 242V244L182 243L184 244L183 246H185V243H186V248L188 246L190 247V248H187L188 249V253H186V256L191 255L188 258L193 257V259L191 258L189 260L186 257H184L185 256L184 254L181 253L182 251L179 249V247L181 245L180 243L176 242V243H178V245L180 244L179 247H178V245H176L174 243L175 246H176L175 247V246H173L174 244H172L171 242L170 243L166 242V244L168 243V245L171 244V247H168L166 249V247H165L166 244L165 243H164L165 245L161 244L162 246H159V247H161V251L162 252L161 253H160V251L158 252L159 254H161V255H159L160 257L158 256V258H160V259L163 258L164 259L168 255V252H167V251H169L168 249L175 247L176 250H179L178 252H176V254L178 253L176 255L178 260H179L178 264H180V259H181L180 258L181 256L178 257V255H181V254L184 255V256H182L183 257V259H182L183 263L181 261L182 264H189V263L190 264H195L197 259H198V261H197L196 264H199V263L208 264L209 262L211 263L212 261L215 260L216 255H214V254H216V253L214 251H216L217 249H218L217 252L219 254H222V255L225 254V255H223V258L225 256L228 258V256L231 253L234 252V251H232L230 253V251L233 250V248L235 247L237 249L235 252H237L240 249V251L237 252L236 255H235L236 257H238V259L240 258V260H236L237 259L236 257L233 258L234 256L232 257V255H230L229 258H231V260L234 259V260H232V261H234L232 263H235V264H238V263H240V264L241 263L242 264H252L251 262H254V264H256V262H258L257 264H259V263L263 264V262H264V260H260V258H262V257H260L261 255L263 256L262 259H264V249H262V248H261L262 250L259 249L261 251L260 254H259V252H258L259 250H258V251H256V253L252 254L253 255V257H252V255L250 254V251H248L249 250L248 248L251 249L252 246H246L245 245L247 247L246 250H245V247H242L244 242L242 243V241L240 240L241 244H242V246H241L239 239L238 240L236 239V241L234 240L232 242V244H231V242H229L230 244L227 241L225 242V240L222 241L220 238H214ZM218 239H220V242H221L220 244H219V240ZM17 240L20 241V242L24 241V242H22L23 248H22L20 242L18 244ZM242 240H244V239H242ZM25 242H27V243H25ZM34 242H35V244H34ZM74 242L78 243V244H75ZM206 242H209V241H206ZM213 242H215V243H213ZM235 242L238 243V246L240 244V246L239 247L236 246ZM250 242H247V245ZM25 244H27V245H25ZM215 244L218 245L217 249L215 248L216 247ZM223 244H224V246H222ZM233 244L235 246L232 248L231 246H233ZM251 244L252 243H250V245ZM56 245L59 246V248H58L59 250L56 248ZM74 245H76V246L78 245V246L77 247L75 246V248H74ZM211 245H215V246L212 247ZM226 245H228V246H226ZM196 246L194 245V248ZM162 247H165V249H162ZM225 247H227V248L231 247L230 248L231 250L229 248L227 249ZM220 248L223 251L227 250V253H226V251H224L225 253H222L223 251L221 252ZM207 249H206V251H207ZM241 249H244V250H242L244 254H241L242 253ZM228 250H229V252H228ZM61 251H62V253H60ZM145 251L147 252V250H145ZM145 251H143V252H145ZM189 251H192L193 254H190L191 252L189 253ZM194 251H196V252H194ZM197 251L200 253V256H199ZM245 251H246V253H245ZM247 251H248V253H247ZM8 252L9 251H7V253L5 254L7 257L10 255V254H8ZM10 252H12V251H10ZM136 252L139 253V254H135ZM136 252L133 251V252L129 253L131 257L130 256H128V257L125 256V258H127V259H125V258L123 259L122 258V260H119L120 262L118 260H116V261H118V263H116V262H113V263L114 264H119V263L122 264L124 262L123 264H126V263L128 264L130 262V260L133 261V259H131V258H133L132 255H134L135 258L139 257V256H141L139 258H142L143 256H145V254L142 251H140V252L136 251ZM210 252H211V254H210V259H209V256H207V254L210 253ZM15 253H17V254H15ZM67 253H69V255ZM194 253H196L199 258L196 257L197 256L196 254H195L196 256H194ZM202 253L204 254V256L206 255L207 257L205 256L203 258V254ZM61 254H63V256ZM163 254L164 255L167 254V255L163 256ZM187 254H189V255H187ZM201 254H202V257H201ZM226 254H228V255H226ZM247 254H249V255H247ZM137 255H139V256H137ZM211 255H213V256L211 257ZM222 255L219 257L220 259H221ZM64 256H66V257H64ZM248 256H249L251 262L249 260H247V259H249ZM5 257L3 258V261H4L3 264L6 263L5 261H7V257H6V260H4ZM194 257H196L197 259L196 258L194 259ZM226 257H225V259L222 258V261L226 260L225 263H224V261L222 263H224V264H226V263L227 264H232L230 262L231 260L228 261L226 259ZM65 258H68V260L66 261ZM135 258H134V262H135ZM139 258H137V259H139ZM185 258H186V260H188L190 262L188 263V261H186V263H185ZM205 258L207 259V261H205L206 260ZM220 259H219V261H221ZM243 259L246 260L247 263ZM123 260H125V261H123ZM126 260H129V262H127ZM191 260H194V261L192 262ZM217 260L218 259H216V261ZM259 260L262 261V263L259 262ZM121 261H122V263H121ZM216 261H214L213 264H215V263L218 264L219 261L218 262H216ZM241 261H243L244 263L241 262ZM9 262L10 261H8L7 264H9ZM10 263L12 264V262H10ZM131 263L132 262H130L129 264H131Z\"/></svg>", "mask_w": 264, "mask_h": 264}]
</instances>
